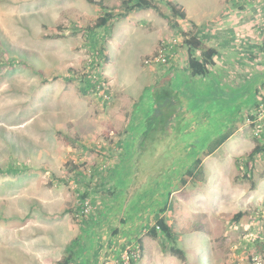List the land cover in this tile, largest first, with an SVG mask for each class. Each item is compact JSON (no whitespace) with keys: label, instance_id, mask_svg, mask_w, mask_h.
Listing matches in <instances>:
<instances>
[{"label":"rangeland","instance_id":"rangeland-1","mask_svg":"<svg viewBox=\"0 0 264 264\" xmlns=\"http://www.w3.org/2000/svg\"><path fill=\"white\" fill-rule=\"evenodd\" d=\"M150 1L156 9H128L119 0H0V37L35 66L0 70V264H56L76 237L80 264H125L136 240L135 264H264V153L244 166L255 142L264 141V115L259 137L245 125V110L258 101V77L244 70L226 77L228 92L217 100L204 88L198 94L192 84L175 86L190 92L180 110V97L165 88L143 91L137 76L152 72L145 59L161 42H183L181 30L196 24L230 47L228 55L220 51L223 59L237 52L242 62L264 65L255 52L249 56L263 39L264 0H170L185 18L173 16L168 0ZM103 12L112 17L94 27ZM219 14L220 31L202 27ZM236 19L247 23L235 29ZM128 111L130 136H142L138 151L121 134ZM146 120L157 130L166 123L170 133L155 142ZM159 143L172 145L171 155L162 148L152 161L143 145L155 151ZM138 157L150 172L144 183L131 168L144 171ZM196 159L197 181L182 184ZM237 211L248 221L232 222ZM165 214L182 258L147 234Z\"/></svg>","mask_w":264,"mask_h":264},{"label":"crops","instance_id":"crops-1","mask_svg":"<svg viewBox=\"0 0 264 264\" xmlns=\"http://www.w3.org/2000/svg\"><path fill=\"white\" fill-rule=\"evenodd\" d=\"M224 7H220L216 10L217 12H220L223 10ZM228 12V11H225ZM206 18V17H204ZM236 18V17H235ZM196 20L199 21V17L198 18H194ZM223 19L222 15H218L216 18H211L208 20V17L206 18V20L202 23V27L207 24L209 25V27H213L216 31L221 29L222 26H224L225 24L221 23V20ZM247 22H241L240 20L236 19V28L235 29H239V26H242L243 24L246 25ZM249 23V22H248ZM234 25V23L232 24ZM249 25H252V22L249 23ZM201 26L199 24H196L193 27H188L186 29L185 32H187L188 30L192 29L194 31V34L196 36H199L200 38H202V40H204V42L206 43V45L211 46L213 48H215L216 52L215 55L213 56V61L214 63H212L211 65H209L207 72L204 75H197L194 76L190 73L188 66H187V62H188V55L189 53L194 54V56L196 57H200V53L196 52L195 50L193 51L192 49L188 48L187 46L182 47L184 45V42H181L180 36L176 37V40L171 41L168 43L170 45V48L168 49V51L171 54V57L169 59V61L166 64H155V63H150L149 66L152 65L151 69L152 72H140L137 76L140 78V81L145 84L143 86V91L150 88L152 89L154 92L155 91H163L162 88H165L166 91L165 94H169V95H174L176 97H180L181 99H177L176 102L178 103L179 109L182 110L184 109L183 103L185 104L184 100L186 96H190V92L188 91L187 86L189 84H192L193 87L196 88L195 92L196 93H201L202 92V88L205 89V91L207 92V94L210 95V99L212 100H217L218 94L220 93L221 95H225L224 93H227V87L229 86V83L226 81V77H236V74H239L242 70L249 72V77L250 76H256L258 77V85L255 89V93L256 95L258 94V92H260V86L264 85V65H262L261 63H259V66L254 67L251 63H248L247 61L242 62L241 58H242V54H234L233 56H231L230 58L227 59H223L220 56V51L223 52V55H228L227 53V49L229 48H225L224 46H221L222 44V40H220V42H216L212 40V36H211V32L209 31V29L207 30V34L209 35V37L207 36V34L205 32L202 31V29L200 28ZM261 27L263 28V39L261 40V43L259 44V40H256V42L254 43V45L260 47V49L264 50V24L263 26L261 25ZM240 32H236V34L238 36H241V34H239ZM243 35V33H242ZM216 43V44H215ZM259 49V50H260ZM256 51V49H254V51H250L249 52V56L254 55L257 56V62H260L261 59L264 58V51ZM252 52H255L254 54ZM155 64V66H154ZM182 78H185V80H183ZM140 82V83H141ZM182 84H187V86H180L179 88H177L176 90H174L175 86L178 85H182ZM257 84V83H256ZM171 88V89H169ZM169 89V90H168ZM258 96V95H257ZM127 105H130V103H134L131 99L127 98ZM132 101V102H131ZM175 102V101H174ZM257 100L255 102H253V104H251L249 107H247V109L245 110V125L246 122H248L249 120V116L252 114V111L254 110V107L256 106ZM135 104V103H134ZM152 108H154V105L151 106ZM130 109V106H129ZM126 116V120L124 121V130H122L121 134L123 133L124 136H128V140L131 141V144H129L127 147H129L130 149H132L133 151H138L141 149V142L140 140L142 139V136H130V124H131V115L130 112H126L125 114ZM147 121L146 120V133L149 136H153L154 141L155 142H159V138L156 136L159 133L165 132V133H170V131L166 128V123H161L159 125V130L158 127H156V125H147ZM156 124V123H154ZM156 131V132H155ZM158 131V132H157ZM151 132H155L153 135L151 134ZM140 133H145V132H141ZM230 136V135H228ZM154 145L153 142H151V147ZM148 145H143V151L145 152H150V157L153 161V156L154 154H156L157 150L162 149V153L166 152L165 150H168L167 152L169 153V155H171V148L172 145H166V144H157L155 151H151L147 150ZM129 157V155H128ZM163 158H167L168 156H162ZM131 158V157H130ZM170 158V157H168ZM138 165H142L144 166V171L140 172V170L132 165V170L135 171L136 173V183H144L145 180L149 179V174L150 172L148 171V168L146 167V165L144 163H141L139 161V157L137 159V166ZM118 166L122 167L123 170L124 167L121 164H119ZM134 183H132L133 185ZM130 187V185H129ZM139 188V187H138Z\"/></svg>","mask_w":264,"mask_h":264},{"label":"trees","instance_id":"trees-1","mask_svg":"<svg viewBox=\"0 0 264 264\" xmlns=\"http://www.w3.org/2000/svg\"><path fill=\"white\" fill-rule=\"evenodd\" d=\"M119 1H121V3L125 5L128 9L135 7V6L136 7L143 6L146 8H153V9L157 8L156 5L152 4L150 0H119ZM130 2H133V3L129 4ZM166 3L170 9V12L173 14L174 17L185 18V13L183 9L179 7L175 2L168 0L166 1ZM111 17H112L111 12H103V15H100L97 17L94 27H102L106 25L108 20H110ZM173 25L175 27H178L177 23H174ZM181 33H183L185 37L183 40L184 45L192 49L193 51L195 50L196 52H199L201 55L198 58L194 56V54L189 53L187 66H188L190 73L194 76L204 75L207 72L209 65L214 63L213 56L215 55V52H216L215 48L206 45L204 40H202V38H200L199 36H196L192 29H190L189 32H184L181 30ZM99 49H100L99 52L103 54L104 59H105L106 53H107L106 49L104 47H99ZM15 55L16 53L12 49L11 45L5 39L0 37V70L3 68H6L8 73H10V71H14L18 67V65H23L27 68L29 67L30 70L35 68L32 62L33 61L32 59L29 60L26 57H23L21 55L20 57L15 56ZM96 83L97 82L95 81L93 84L94 89L98 88L96 86L97 85ZM90 87L91 86H87L86 89H89ZM257 95H258V101L253 111H255L258 108L259 104L262 101H264V95L262 94V92H258ZM253 117L254 116L252 112V114L249 116V119H253ZM224 140H225V137L216 139V144L212 148L213 149L217 148ZM259 153H264V141L255 142L253 148L250 150V152L244 159L245 169L247 170L250 169V168L248 169L249 165H251V162L254 160L255 156ZM200 164H201L200 159H196L193 162V165L191 166V168L188 169L187 172H185L184 177L181 180L182 184L183 182L186 183V180L197 181L196 175L198 174L193 172V170L195 171L197 169L196 167H199ZM242 176L245 179H248L249 181H251V175L248 174L247 172H244ZM165 208L166 207H163L159 213H162L165 210ZM248 218H249V214L245 211H237L230 216V220L232 222L239 223V224H243L247 222ZM147 234L152 238L164 239L166 242L169 243L170 252L174 256H178L182 258L181 256H183V252L180 250V248L176 244V239H175L176 234L173 230V227L170 221L166 218V214L164 216L162 215L159 216L155 224L147 228ZM136 243H137L138 250L140 252L141 251V241L136 240ZM168 243H166V245ZM79 244L80 242H79L78 237L71 240L70 244L66 246L65 255L62 256V258L58 260L56 264H80L81 262L78 260L79 256L81 257ZM162 245L164 246L165 244H162ZM138 258L139 257L134 259L132 257V259H130L129 264H135ZM203 259L207 263L208 257L204 256Z\"/></svg>","mask_w":264,"mask_h":264},{"label":"built area","instance_id":"built-area-1","mask_svg":"<svg viewBox=\"0 0 264 264\" xmlns=\"http://www.w3.org/2000/svg\"><path fill=\"white\" fill-rule=\"evenodd\" d=\"M170 48V45L166 42H161L159 45L158 50L152 54V57L149 59H145L146 63H167L168 60L171 57L170 52L168 51V49ZM257 113L254 115L253 114V119H249L248 120V125H251L253 127L254 130V134L256 135V137H259L258 135L260 134L261 130H262V117L264 115V101H262L258 108L256 109ZM255 110V111H256ZM262 116V117H261ZM139 250L138 247L135 250H132L130 252V255H127V260L125 261V257L123 258L125 264H129L130 259H132V257L134 259H136L137 257H139ZM129 259V260H128Z\"/></svg>","mask_w":264,"mask_h":264}]
</instances>
